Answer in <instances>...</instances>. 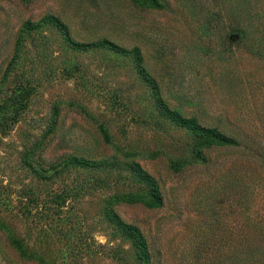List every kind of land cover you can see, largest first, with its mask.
I'll use <instances>...</instances> for the list:
<instances>
[{"label": "rangeland", "instance_id": "374dc122", "mask_svg": "<svg viewBox=\"0 0 264 264\" xmlns=\"http://www.w3.org/2000/svg\"><path fill=\"white\" fill-rule=\"evenodd\" d=\"M0 264H264V0H0Z\"/></svg>", "mask_w": 264, "mask_h": 264}, {"label": "trees", "instance_id": "16d2710c", "mask_svg": "<svg viewBox=\"0 0 264 264\" xmlns=\"http://www.w3.org/2000/svg\"><path fill=\"white\" fill-rule=\"evenodd\" d=\"M61 28H64L63 26H60ZM106 44H109L107 41L105 42L104 41V46ZM73 45L76 47V48H79V49H85L88 47V45H83V44H75L73 43ZM109 46L111 47V49H117V47L109 44ZM134 53L135 55H139L138 53V50H134ZM168 111V109H167ZM174 118L178 119V120H181L179 119V115H177V113H172ZM183 124H185L187 127H194L195 129H197L198 131H200L202 133V135L204 136L205 140H206V143H204L206 146L208 144H213V143H216L218 145H225V144H232L233 141L230 139V138H227L225 135L217 132L216 130L214 129H203L199 126L196 125L194 119H187V120H183L181 121ZM148 178V177H147ZM159 199L156 198V202H158Z\"/></svg>", "mask_w": 264, "mask_h": 264}]
</instances>
